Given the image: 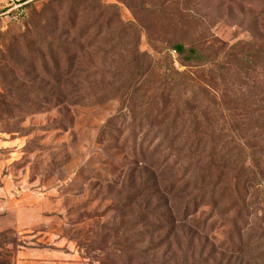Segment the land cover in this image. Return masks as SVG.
<instances>
[{"label":"rangeland","instance_id":"374dc122","mask_svg":"<svg viewBox=\"0 0 264 264\" xmlns=\"http://www.w3.org/2000/svg\"><path fill=\"white\" fill-rule=\"evenodd\" d=\"M102 3L115 4L119 11L102 10ZM70 4L71 22L62 26L61 13ZM263 5L255 0H30L16 13L6 12L0 0L5 8L0 13V217L5 221L0 264H14L19 244L42 253L73 252L72 264H99L81 247H98L95 241L117 226L122 211L120 220L128 226L136 211L120 210L118 197L129 176L136 181L139 174L121 142L130 128L113 141L117 134L109 136L108 130L120 122L105 119L127 106L120 96L130 80L137 79L130 88L136 95L154 85L158 74L148 75L149 63L159 57L162 44L178 41L222 53L223 64L203 71L181 66L171 51L175 68L188 70L223 97V107L210 112L203 130L209 129L207 136L214 140L229 137L223 149L229 160L245 163L236 177L230 170L238 162H230L214 191V205L204 202L189 218H177L170 239L176 262L264 264V102L259 100L264 87L257 84L263 60L244 55L256 42ZM100 22L102 28L92 33ZM43 34L65 46L72 63L65 77L37 69ZM54 78L63 80V87L53 84ZM103 91L117 96L100 104ZM132 104L131 112L125 110L126 123L137 115V124L142 100L136 113ZM233 135L240 142L229 149ZM233 176L237 192L231 187ZM185 197L180 193L173 201L169 196L165 210ZM113 237H106L102 250L114 243Z\"/></svg>","mask_w":264,"mask_h":264},{"label":"trees","instance_id":"16d2710c","mask_svg":"<svg viewBox=\"0 0 264 264\" xmlns=\"http://www.w3.org/2000/svg\"><path fill=\"white\" fill-rule=\"evenodd\" d=\"M255 1L264 4V0ZM104 7L106 10L115 8L119 11V7L115 4L102 3L101 9L104 10ZM73 8V4H70V7L61 13L62 26H68L71 22ZM4 11L5 8H0V13ZM95 19H98L97 16ZM103 24L100 22L92 33L100 30ZM257 25L259 28L255 40L257 43L254 42L244 55L247 58L256 56V60H263L257 68L259 76L257 84L264 87V5ZM79 35L81 38L82 31ZM38 41L40 45L45 44V46L36 52L34 62L37 69L46 72L52 70L65 77L67 75L65 72L72 67L65 46L56 43L47 34H43ZM172 50L175 51L177 62L185 68L195 67L203 71H211L218 67L220 62L224 63L222 53L211 54L202 47L184 41L162 44L158 51L159 57L154 58L148 65V71H151L148 75L156 72L158 80L152 87L148 84L142 95H136L135 88L130 89L137 85V79L135 82V79L130 80L128 89L120 96L122 102L127 103L126 109L121 106L115 116L105 119V123L112 119L120 122L119 126L108 130L109 136H113V133L117 134L112 137L113 141L120 140L119 136L130 128L129 134L122 138L121 142L133 156L131 164L134 171H138L139 174L136 181L131 176L129 180L124 181L125 193L118 197L120 210L130 207L132 211H136L128 220V226L120 220L124 217L122 211L117 226L99 235L95 241L98 247L95 243L81 247L85 257L98 261L99 264H177V250L170 244L172 228L177 218L182 217V220L189 218L204 202L214 205V191L230 162H238L236 169L233 167L230 170L236 177L238 170L241 166L243 168L245 163L243 160L240 161L241 163L236 159L229 160L230 154L223 150L228 145L229 137L225 138L222 133L219 134V131L218 134L224 138L214 140L212 134L210 137L207 136L209 129L203 130L202 125H205L210 118V112L221 109L224 99L220 98L216 91L210 90L211 86L208 83H203L194 76L191 77L188 70L180 71L175 68ZM136 53L138 54V51ZM62 81L59 83L58 79L54 78L52 83H59L57 86L59 88L63 87ZM166 87L170 90L168 94L165 93ZM107 94L110 93L106 91L100 93L98 97L100 104L117 96L113 95L114 93L109 96ZM51 98L55 99L56 96L52 93ZM141 100L142 116L138 119H142L135 124L137 115H133L134 122L126 123L125 110H129L128 107L132 102L131 110L136 113L138 106L135 105ZM259 100L264 102V97H260ZM199 136L206 137V140H198ZM232 137L233 142H229L231 146L229 149L234 148L235 140L240 142L237 135ZM192 172L197 173L193 178H188L187 176ZM236 177L232 178L233 190H236ZM196 187L198 190L191 193L190 191ZM220 191L223 192V189ZM180 193L185 194L186 197L175 207L173 204L170 209L165 210V206H169V196H172L174 201ZM168 225H170L169 231L165 235H159ZM110 234L114 236V243L102 250L104 240Z\"/></svg>","mask_w":264,"mask_h":264},{"label":"crops","instance_id":"0c3cea01","mask_svg":"<svg viewBox=\"0 0 264 264\" xmlns=\"http://www.w3.org/2000/svg\"><path fill=\"white\" fill-rule=\"evenodd\" d=\"M3 228H5V221L0 217V230ZM66 253L60 249H56L53 253H42L35 246L23 248L19 244L17 250L13 253V261L14 264H72L71 259L75 258V253Z\"/></svg>","mask_w":264,"mask_h":264},{"label":"built area","instance_id":"2783aa9c","mask_svg":"<svg viewBox=\"0 0 264 264\" xmlns=\"http://www.w3.org/2000/svg\"><path fill=\"white\" fill-rule=\"evenodd\" d=\"M8 6L6 12H23L25 5L30 2V0H4ZM5 12V13H6Z\"/></svg>","mask_w":264,"mask_h":264}]
</instances>
